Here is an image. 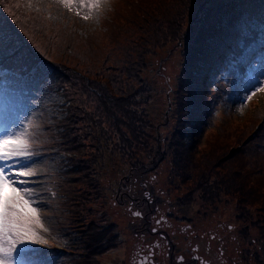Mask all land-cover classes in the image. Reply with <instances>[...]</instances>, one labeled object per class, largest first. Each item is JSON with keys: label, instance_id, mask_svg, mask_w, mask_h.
<instances>
[{"label": "rangeland", "instance_id": "rangeland-1", "mask_svg": "<svg viewBox=\"0 0 264 264\" xmlns=\"http://www.w3.org/2000/svg\"><path fill=\"white\" fill-rule=\"evenodd\" d=\"M255 1L109 0L84 20L79 0H0V59L33 64L0 70V138L26 129L40 161L31 247L55 264H134L152 243L166 252L154 227L174 254L200 244L264 264V92L246 100L264 86Z\"/></svg>", "mask_w": 264, "mask_h": 264}, {"label": "snow or ice", "instance_id": "snow-or-ice-1", "mask_svg": "<svg viewBox=\"0 0 264 264\" xmlns=\"http://www.w3.org/2000/svg\"><path fill=\"white\" fill-rule=\"evenodd\" d=\"M74 2L50 0V4H62L69 11ZM107 3L109 0H89L87 4L85 0H79L78 6L89 9V15L83 16L84 20H89L92 10L98 14ZM257 91L264 92V86L255 87L246 100ZM6 102V97L0 93V119H8ZM38 162L39 157L31 147L26 129L0 138V264H55L53 254L30 246L42 242L37 236L41 198L34 194L37 181L32 179L37 176L34 165ZM135 215L142 214L137 212Z\"/></svg>", "mask_w": 264, "mask_h": 264}, {"label": "flooded vegetation", "instance_id": "flooded-vegetation-1", "mask_svg": "<svg viewBox=\"0 0 264 264\" xmlns=\"http://www.w3.org/2000/svg\"><path fill=\"white\" fill-rule=\"evenodd\" d=\"M166 218H159L155 219V225L159 227V225L165 220ZM143 223L140 226V228L135 229L134 231L140 233L143 230H147V228L144 225L151 224V221L142 218ZM159 221V223H158ZM154 227L151 229V234L153 233L158 234L162 236V238L166 240L167 243V250L165 253H159L154 254V249H157V242L152 243L153 245L149 247V252L146 255L137 253V256H135L134 264H156V259L158 256H162V263L164 264H234L232 260H229L230 258L226 260H221L217 258L218 254L216 255L214 253L213 248L209 250L207 246H200V244H194L192 246L185 247L181 250L180 253L174 254L175 245L172 243V241L169 239V236L166 233H162V230L156 229L155 232H153ZM193 239L195 241H199V238L197 237L196 233H193L192 235ZM218 249V247H216ZM203 251V252H202ZM139 252V251H138ZM205 255L204 256L202 255ZM207 257V258H206Z\"/></svg>", "mask_w": 264, "mask_h": 264}, {"label": "trees", "instance_id": "trees-1", "mask_svg": "<svg viewBox=\"0 0 264 264\" xmlns=\"http://www.w3.org/2000/svg\"><path fill=\"white\" fill-rule=\"evenodd\" d=\"M252 5H255V7H253V8H251L252 7ZM252 5H250L248 8L250 9L249 10V12L250 13H255L256 14V11H255V9L256 8H260L261 6H263L264 5V0H256ZM0 9H2L3 10V6L2 5H0ZM27 11H29V10H27ZM26 11V12H27ZM37 14H39V13H37ZM31 15H32V13H31ZM43 16V15H42ZM31 17V16H30ZM35 19V18H34ZM211 30V29H210ZM209 30V31H210ZM215 30V29H214ZM214 32V31H213ZM253 35H254V37H255V33H253ZM4 36L5 35H3V32H0V39L1 40H4V44H3V42H1L0 43V50H3L4 48H7V46H8V43L6 42V40L4 39ZM200 48H198L197 50H196V52H198V54H199V52L200 51H198ZM195 52V53H196ZM5 57H7L6 58V62H5V64H4V66L7 68V69H9V70H13V71H18V72H23L24 70H26V69H28V68H30V67H33V64L32 63H30L29 61H27L26 59H25V57L23 56V55H21V54H19L18 52H16V53H14V54H10V55H8V56H5ZM4 59L5 58H3L2 59V61H1V64H3V61H4ZM22 69H24V70H22ZM36 71H38L37 69H36ZM64 78V80H65V82H68L67 80H66V77L64 76L63 77ZM62 78V79H63ZM101 86V88H103L102 87V85H100ZM108 93H110L109 91H108ZM67 101H65V103H66ZM62 128V131H64L65 129H64V127H61ZM104 248V247H103ZM102 249V248H101ZM107 249H109V247H107L106 248V250Z\"/></svg>", "mask_w": 264, "mask_h": 264}, {"label": "bare ground", "instance_id": "bare-ground-1", "mask_svg": "<svg viewBox=\"0 0 264 264\" xmlns=\"http://www.w3.org/2000/svg\"><path fill=\"white\" fill-rule=\"evenodd\" d=\"M6 107V110H7V112H9V110H8V108H7V106H5ZM22 113V112H21ZM22 117V116H21ZM20 122H21V120H20Z\"/></svg>", "mask_w": 264, "mask_h": 264}]
</instances>
